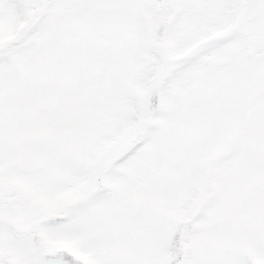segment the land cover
I'll return each mask as SVG.
<instances>
[{
  "label": "snow or ice",
  "instance_id": "obj_1",
  "mask_svg": "<svg viewBox=\"0 0 264 264\" xmlns=\"http://www.w3.org/2000/svg\"><path fill=\"white\" fill-rule=\"evenodd\" d=\"M0 264H264V0H0Z\"/></svg>",
  "mask_w": 264,
  "mask_h": 264
}]
</instances>
